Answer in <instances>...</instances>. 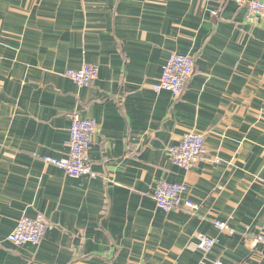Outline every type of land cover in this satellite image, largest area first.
<instances>
[{
	"label": "crops",
	"instance_id": "crops-1",
	"mask_svg": "<svg viewBox=\"0 0 264 264\" xmlns=\"http://www.w3.org/2000/svg\"><path fill=\"white\" fill-rule=\"evenodd\" d=\"M214 1L0 0V264H264V23ZM173 53L195 63L179 97L152 89ZM84 65L89 87L64 75ZM76 114L97 123L94 180L43 161ZM189 131L208 154L185 171L166 150ZM161 181L198 209H157ZM37 215V246L7 241Z\"/></svg>",
	"mask_w": 264,
	"mask_h": 264
},
{
	"label": "built area",
	"instance_id": "built-area-1",
	"mask_svg": "<svg viewBox=\"0 0 264 264\" xmlns=\"http://www.w3.org/2000/svg\"><path fill=\"white\" fill-rule=\"evenodd\" d=\"M205 3L211 0H204ZM218 3H233L237 8L245 10V20L248 23L261 21L264 23V0H215ZM214 1L216 7L217 4ZM218 12V10H215ZM216 14V13H214ZM194 59L191 56L171 54L167 57L158 80L152 85L155 92H168L173 97H179L194 72ZM64 75L80 87H89L98 76L97 67L84 65L78 70H66ZM97 130V123L90 119H82L79 115H73L69 127L68 152L60 159L45 157L46 165H51L62 170L71 178L86 177L90 180L97 178L93 171L88 153L92 144V138ZM171 163L185 171L196 167L204 160L208 151L203 135L189 131L184 133L178 144L169 146L166 150ZM218 163V159H214ZM187 186L184 183H167L161 181L153 192L155 207L167 214L177 210L195 211L198 206L187 198ZM213 227L220 233L232 235L233 231L227 224L214 221ZM49 223L42 215L34 218L21 217L7 241L16 246H37L43 239ZM197 248L208 253L214 247L216 241L204 234H197ZM258 242L264 244V236L258 237ZM126 264H138L127 262ZM220 264V263H216Z\"/></svg>",
	"mask_w": 264,
	"mask_h": 264
}]
</instances>
